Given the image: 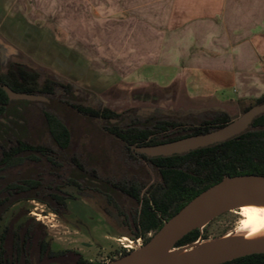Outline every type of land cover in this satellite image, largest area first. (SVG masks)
I'll use <instances>...</instances> for the list:
<instances>
[{
    "label": "rangeland",
    "instance_id": "1",
    "mask_svg": "<svg viewBox=\"0 0 264 264\" xmlns=\"http://www.w3.org/2000/svg\"><path fill=\"white\" fill-rule=\"evenodd\" d=\"M128 3L129 0H0V39L7 53L0 70L9 61L26 64L39 72V81L52 78L68 83L79 100L89 96V104L117 113L139 112L144 117L147 115L141 108L153 106L158 111L157 116H185L188 113L177 108L172 100L176 87L173 79L185 67L183 60L187 57L140 55L139 40L126 34L129 30L125 23L129 15L125 8ZM150 37L149 34L146 45L151 53L156 40ZM251 100L241 104L246 105ZM241 104L230 114L232 117L241 113ZM39 116L35 118L36 127L40 125ZM75 121L83 131L80 141L86 145L91 144L92 139L95 142V131H91L93 124ZM109 139L100 137L99 144L110 150L107 155L114 164L111 150L118 144ZM132 162L135 166L139 164ZM142 164L144 169L136 168L141 170L140 174L143 172L142 179L147 183L155 181V170L145 162ZM22 169L5 168L0 171V177ZM46 202L23 199L10 205L0 219V232L5 224L14 229L20 224L17 229L20 234L26 219L32 218L31 226L45 233L50 247L63 251L54 258L63 264H75L77 254L89 261L109 262L113 251L120 247L118 239L133 238L130 226L122 222L126 220L124 205L120 203L122 207L118 210L96 192L94 195L85 189L76 199L69 200V211L50 199ZM240 211V208L232 209L214 217L202 231L207 240L239 225ZM36 216L39 220L34 218ZM10 234H5L7 248L12 246ZM46 262L47 258L38 252L30 258V264Z\"/></svg>",
    "mask_w": 264,
    "mask_h": 264
},
{
    "label": "trees",
    "instance_id": "2",
    "mask_svg": "<svg viewBox=\"0 0 264 264\" xmlns=\"http://www.w3.org/2000/svg\"><path fill=\"white\" fill-rule=\"evenodd\" d=\"M16 69L19 72L17 74L14 73ZM27 75L30 76L34 88L43 89L58 97L62 96V94H54L53 91V85L58 81L45 78L41 85L38 81L39 72L26 64L16 62L8 64L7 71L3 74V80L10 88L18 91L20 88L17 86L21 84L18 79H24ZM58 83L62 84L63 82ZM63 84L66 87L70 85L65 82ZM0 98H2L4 105L13 102L8 100L1 88ZM263 102L264 95L252 99L246 105H242V100L239 99V105H242L241 112L254 104ZM61 106L59 101L53 103L54 112L46 114L45 120V127L51 143L59 146L70 142V132L62 121ZM81 110L85 117L89 113H93L102 119L116 114L107 107H95L93 109L85 106ZM137 118L138 116L134 115L133 122L125 129L113 125L114 136L126 144H156L208 132L228 123L234 117L223 110H205L178 119H155L154 123L144 124L143 126L137 125ZM11 137V135H4L3 144L6 145L8 142L6 138L11 140ZM20 144H22L21 141ZM126 148L130 156H139L146 160L153 167L158 178L147 186L137 179H131L129 184L125 182L116 184L129 199L130 215L127 218L131 219L134 226V228H131V236L141 235L144 242H146L150 238L147 236L148 232L153 234L164 221L175 214L186 202L224 176L245 173L264 175V112L256 116L243 133L186 153L149 157L144 154H134L130 152L128 147ZM15 150V148H10L4 151L2 159L6 164H11L14 160H21V158L14 157L13 152ZM7 186V188H14L16 185L10 183ZM31 186H38V184L31 182L26 186L19 185L18 192L28 191L27 189H31ZM57 200L62 202V199ZM115 205L118 206L117 202ZM53 210L56 211V209ZM207 224L201 229L194 228L186 233L175 243V246L194 242L198 238L206 240L207 235L203 234L202 231ZM6 232L5 228L0 233V264H30V258L36 252L47 258V262L44 264H58L54 261V258L63 254L61 250H53L49 245V241L44 237L45 233L36 231L31 224L23 229L20 234L19 231H12L10 234L12 246L10 248L5 246ZM113 252L116 253V257H120L128 251L115 249ZM75 264L102 263L89 261L77 254ZM218 264H264V253H253Z\"/></svg>",
    "mask_w": 264,
    "mask_h": 264
},
{
    "label": "flooded vegetation",
    "instance_id": "3",
    "mask_svg": "<svg viewBox=\"0 0 264 264\" xmlns=\"http://www.w3.org/2000/svg\"><path fill=\"white\" fill-rule=\"evenodd\" d=\"M6 55L4 44L0 39V64L3 63ZM13 62L20 63L17 61H9L4 67H1V89H3L4 85H7L4 83L3 74L7 71L8 64ZM17 72L18 69H16L14 73L17 74ZM27 77L25 76L24 79H18V81L21 82V84L17 86L20 88L18 91L7 86L15 92L37 94L44 96L47 100L9 99L3 89L8 100L13 102L4 105L2 98H0V171L10 167H23V169L9 176L0 177V219L3 218L2 215L6 213L10 205L23 199H37L45 203H48L46 200L50 199L55 205L69 211L68 201L76 199L78 194L88 189L94 195L95 192L103 195L107 203L117 207L118 210L120 206L122 207L121 204H123L126 211L124 213L126 220H122V222H126L130 226V230L134 228L131 219L129 217L127 218V216L130 215L128 196L123 193L116 184H121L122 182L129 184L131 179H137L147 186L155 182L158 178L148 183L142 179L141 174L143 172L140 174L141 170L138 171L136 168L142 167V169H144L145 167L140 165L143 162L148 165L150 164L139 156H130L126 148L128 147L130 152L136 154L139 152L135 151L134 147L141 145L126 144L122 140L116 138L112 126L116 125L120 129H125L133 122L132 119L134 115L138 116V122L136 123L141 126L154 123L155 119H170V117L157 116L158 111L145 113L147 116L144 117L140 116L139 112L129 111H122L120 113L115 112V116H108L105 119L100 118L98 115L95 116L93 113H89L85 117L81 112L83 107L88 106L95 109V106L89 104V96L85 98V100L83 98L79 100V97L75 95V91L72 89L71 85L66 87L63 84L64 82L62 84L57 82L53 85V91L54 94H62V96L58 97L43 89L34 88L30 76L27 75ZM43 81L44 79L39 81V83L42 85ZM58 101L61 102L62 105L60 112L62 121L70 132V142L60 146L51 143L50 136L45 127L46 114L54 112L53 103ZM190 114L191 112L186 114V116ZM38 115H40V125L36 127L35 118ZM88 116H91L89 117L90 119ZM181 117L182 116H177L174 119ZM75 120H85L93 124V129H89L87 132L90 130L92 132L95 131V142L94 139H92L91 144L86 145L80 141V136H82L83 131L80 129L81 127L76 124ZM94 122H98L99 124L95 125ZM4 135L12 136L11 140L6 138L8 141L6 145L3 144ZM100 137H109L110 141L114 140L117 142V147L115 145L113 151L111 150L115 159L114 164L107 155V152L109 153L110 150L102 148L101 144H99ZM20 141L22 144H20ZM10 148L16 149L13 155L15 158H21V160H14L11 164H6L2 158L4 156V151ZM140 160H143V162ZM132 161H136L139 164L135 166L132 164ZM31 182H36L38 186H31V189H27L28 191L25 192H18L19 185L26 186ZM10 183L16 186H14V188H7V185ZM57 199H62V202ZM116 202L118 206L115 205ZM29 213L32 215L37 214L33 211H29ZM34 218L39 220L37 216ZM31 220L32 218L30 217L26 219V222L23 224V229L31 224ZM5 228L7 232L12 233V231H17V229L20 228V224H17L15 229L14 227L12 228V225L5 224L1 232ZM151 235V232L147 233V236L151 237ZM137 237L142 238V244L145 243L143 236L140 235ZM134 238L136 237L131 239ZM118 250L121 251L123 249L120 246ZM116 256V253H113L109 257V261L111 258H117Z\"/></svg>",
    "mask_w": 264,
    "mask_h": 264
},
{
    "label": "crops",
    "instance_id": "4",
    "mask_svg": "<svg viewBox=\"0 0 264 264\" xmlns=\"http://www.w3.org/2000/svg\"><path fill=\"white\" fill-rule=\"evenodd\" d=\"M125 8L140 55L187 57L173 79L177 108L233 114L237 100L264 95V0H129Z\"/></svg>",
    "mask_w": 264,
    "mask_h": 264
},
{
    "label": "water",
    "instance_id": "5",
    "mask_svg": "<svg viewBox=\"0 0 264 264\" xmlns=\"http://www.w3.org/2000/svg\"><path fill=\"white\" fill-rule=\"evenodd\" d=\"M3 89L9 99L47 100L44 96L37 94L15 92L7 85H4ZM141 109L145 113L155 111V107L153 106L142 107ZM205 110L223 109L218 107H204L200 109H186L185 111L188 113H198ZM263 112L264 102L254 104L247 110L242 111L228 123L208 132L188 135L162 143L136 146L134 149L149 157L186 153L190 150L225 141L243 133L251 125L252 120ZM250 200H264L263 174L245 173L224 176L186 202L175 214L164 221L161 227L139 248L102 264H218L253 253H264V241H257L250 243H232L189 256L171 258L163 261L169 250L180 248L190 249L197 240H204L198 238L194 242L182 246H175V243L186 233L194 228L201 229L219 214L236 209L231 208L232 205ZM210 214L213 215L207 219L204 225L198 226L196 224L200 219ZM220 236L213 239H217ZM203 258H213L215 261L197 263L198 259Z\"/></svg>",
    "mask_w": 264,
    "mask_h": 264
},
{
    "label": "bare ground",
    "instance_id": "6",
    "mask_svg": "<svg viewBox=\"0 0 264 264\" xmlns=\"http://www.w3.org/2000/svg\"><path fill=\"white\" fill-rule=\"evenodd\" d=\"M231 208L241 209L242 217L233 230L224 233L217 239L197 240L190 249H172L169 250L163 261L171 258L189 256L195 253L206 251L212 248L229 245L232 243H250L264 241V200H250L232 205ZM216 213V212H215ZM214 214V213H213ZM207 215L200 219L196 224L204 225L207 219L213 215ZM213 258L198 259L199 262H212Z\"/></svg>",
    "mask_w": 264,
    "mask_h": 264
},
{
    "label": "built area",
    "instance_id": "7",
    "mask_svg": "<svg viewBox=\"0 0 264 264\" xmlns=\"http://www.w3.org/2000/svg\"><path fill=\"white\" fill-rule=\"evenodd\" d=\"M121 248L125 251H132L139 248L142 245V238L136 237L134 239L123 238L119 239Z\"/></svg>",
    "mask_w": 264,
    "mask_h": 264
}]
</instances>
